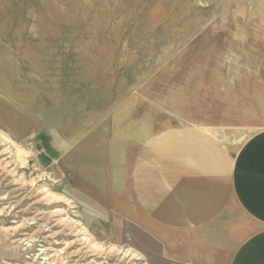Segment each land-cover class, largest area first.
<instances>
[{
    "label": "rangeland",
    "instance_id": "374dc122",
    "mask_svg": "<svg viewBox=\"0 0 264 264\" xmlns=\"http://www.w3.org/2000/svg\"><path fill=\"white\" fill-rule=\"evenodd\" d=\"M127 97L154 131L263 130L264 0H0V263L43 264L47 249L56 264H225L216 242L154 255L131 223L89 227L75 144Z\"/></svg>",
    "mask_w": 264,
    "mask_h": 264
},
{
    "label": "crops",
    "instance_id": "0c3cea01",
    "mask_svg": "<svg viewBox=\"0 0 264 264\" xmlns=\"http://www.w3.org/2000/svg\"><path fill=\"white\" fill-rule=\"evenodd\" d=\"M126 99L98 110L90 143L75 144L74 196L96 215L89 227L104 234L131 223L159 247L154 255L212 241L225 264H264V129L242 139L192 125L154 131Z\"/></svg>",
    "mask_w": 264,
    "mask_h": 264
},
{
    "label": "bare ground",
    "instance_id": "6f19581e",
    "mask_svg": "<svg viewBox=\"0 0 264 264\" xmlns=\"http://www.w3.org/2000/svg\"><path fill=\"white\" fill-rule=\"evenodd\" d=\"M82 129V128H81ZM81 129H79V130H81ZM79 132V131H78ZM56 214V213H55ZM58 215V214H57ZM59 216V215H58ZM43 218V217H42ZM67 219V218H66ZM63 220V219H62ZM61 221V220H60ZM59 221V222H60ZM74 221V220H73ZM61 223L63 224V221H61ZM74 223V222H73ZM77 224V223H76ZM66 226H68V227H70L71 229L73 228V224H71V222H69V220H67V224H66ZM75 226H77V225H75ZM46 227V226H45ZM78 227V226H77ZM48 229V228H47ZM76 229V227L74 228V231H76L75 230ZM39 231V230H38ZM80 231V230H79ZM78 233V232H77ZM49 235V234H48ZM83 235V234H82ZM77 236V235H76ZM75 236V237H76ZM77 238V237H76ZM79 238V237H78ZM81 238V237H80ZM76 242H79L82 246H83V249L84 250H86L87 252H92V251H95V252H101L102 251V249L101 248H97L96 246H93V247H91L90 246V243L88 242V240L87 239H85V238H83L82 240L81 239H79V241H76ZM72 245H73V242H70V243H68V244H66L65 246H64V248H63V252L62 253H67L68 252V250L69 249H71V247H72ZM82 248V247H81ZM88 249V250H87ZM40 254H39V257H42V263L43 264H56L55 263V261H56V259L59 257V255H58V253L56 252L55 253V255H53V254H51V255H53V256H50L49 254L50 253H48L47 252V249H42V250H40V252H39ZM52 253V252H51ZM74 254H76L75 252H74ZM124 256V255H123ZM64 262V261H63ZM87 264H89V263H87Z\"/></svg>",
    "mask_w": 264,
    "mask_h": 264
}]
</instances>
